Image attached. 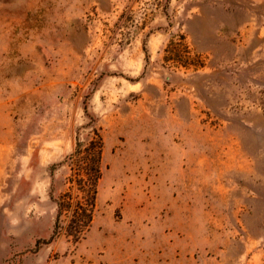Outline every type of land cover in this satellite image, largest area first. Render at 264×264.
Returning <instances> with one entry per match:
<instances>
[{
    "label": "rangeland",
    "instance_id": "rangeland-1",
    "mask_svg": "<svg viewBox=\"0 0 264 264\" xmlns=\"http://www.w3.org/2000/svg\"><path fill=\"white\" fill-rule=\"evenodd\" d=\"M0 264H264V0H0Z\"/></svg>",
    "mask_w": 264,
    "mask_h": 264
},
{
    "label": "trees",
    "instance_id": "trees-1",
    "mask_svg": "<svg viewBox=\"0 0 264 264\" xmlns=\"http://www.w3.org/2000/svg\"><path fill=\"white\" fill-rule=\"evenodd\" d=\"M84 112L88 117L86 108ZM85 150L88 154H81L76 146L73 153L67 156L71 170L69 188L51 198L55 204L54 222L51 234L46 241H42L43 244H49L61 232L77 243L89 230L97 184L101 177L102 140L96 129L93 130V137L89 139ZM39 243L36 241L35 248H38Z\"/></svg>",
    "mask_w": 264,
    "mask_h": 264
}]
</instances>
